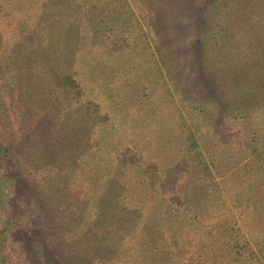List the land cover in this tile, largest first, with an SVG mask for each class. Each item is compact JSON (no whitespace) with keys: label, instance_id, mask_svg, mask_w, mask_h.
Wrapping results in <instances>:
<instances>
[{"label":"rangeland","instance_id":"1","mask_svg":"<svg viewBox=\"0 0 264 264\" xmlns=\"http://www.w3.org/2000/svg\"><path fill=\"white\" fill-rule=\"evenodd\" d=\"M201 2L130 0L140 21L126 46L113 43L115 31L98 30L85 7L84 15L60 4L55 14L62 25L49 32L51 41L66 23L77 31L62 41L61 52H43L39 77L29 72L24 82L16 76L14 82L0 69V141L7 149L0 161L8 193L0 229L10 264H41L34 231L49 239L87 203L107 214L112 207H148L153 195L172 199L187 176L190 186L222 190L225 203L236 201L235 215L249 202L256 147L262 146L264 159V105L252 95L256 71L238 51L246 39L217 34L221 23L231 24ZM198 9L210 15L208 49ZM149 17L157 22V40L145 38ZM11 28L0 24L1 45ZM55 69L71 74L78 87H57ZM192 139L199 145L197 162L180 152ZM130 148L137 165L124 157ZM150 188L151 198L145 196ZM117 214L113 222L121 221Z\"/></svg>","mask_w":264,"mask_h":264},{"label":"trees","instance_id":"2","mask_svg":"<svg viewBox=\"0 0 264 264\" xmlns=\"http://www.w3.org/2000/svg\"><path fill=\"white\" fill-rule=\"evenodd\" d=\"M135 1L137 0H134L137 5ZM200 1L217 16H221L226 24L230 22L231 26L226 27H222L224 23H221L217 34H235L236 38L246 39L247 47L238 51L248 58H244L245 65L249 64L253 72L256 71L255 82L252 81V95L264 105V0ZM65 3L69 4L67 7L75 11L82 10L83 13L85 7L91 20L98 24V30L115 31L113 43L126 46L128 40H135L139 29L137 21L140 20L132 11L130 0H0V24L12 27L8 40L0 44L2 73L13 77V81L16 76L21 82H24L29 72L39 77L43 67V52H61L62 41L68 40L71 33L77 31V26L75 30V25L66 23L64 32L58 33V38L51 41L53 37L49 32L60 23L55 14L57 6ZM126 6L130 12L126 10ZM198 13L201 15L198 25L204 26L203 47L208 49V40L213 31L208 29L210 15L207 10L200 12L198 9ZM163 16L160 13L161 19ZM77 17L78 13L73 19ZM149 18L150 21H146L149 30L144 32L145 38L157 40V36L153 35V27L157 22ZM108 31L102 30V36L110 37ZM219 38L222 39L220 36ZM48 44L54 45L52 50L47 48ZM102 44L104 47L108 46L104 41ZM108 47L111 50V45ZM14 69L17 70L16 74ZM53 81L61 88L78 87L71 74H61L57 69L54 70ZM198 147V142L192 139L180 152L197 162L199 158L196 156H200ZM261 149L262 146L256 147L259 164L253 183L245 194L249 202H243L238 214L235 215L234 212L239 204L236 201L225 203L222 190L211 192L195 188L190 186V176H187L185 183L173 193L175 196L172 199H165L162 194L158 197L153 195L155 201L148 204V207L124 206L126 209L120 208V211L112 207L110 214L87 203L78 209V216L67 217L64 223H60L58 233L51 234L49 239H45L39 231H34L40 240V251L36 252L38 263L264 264V159L260 154ZM6 152V147L0 141V158ZM124 157L131 164L139 163V158H136L131 148L125 152ZM2 170L0 161V171ZM3 182H7V179L2 171L0 207H3L8 194ZM162 190L168 191L165 186ZM152 191L153 188L148 189L145 196L149 195L151 198ZM196 194L200 196L197 198ZM138 196L139 193L134 191V197ZM239 203L242 205L241 200ZM127 208L130 211L127 212ZM116 212L121 219L119 222H113ZM242 215H249L250 218ZM28 236L31 234L27 233L25 236L26 248L31 251ZM5 254V237L0 229V264H10Z\"/></svg>","mask_w":264,"mask_h":264}]
</instances>
